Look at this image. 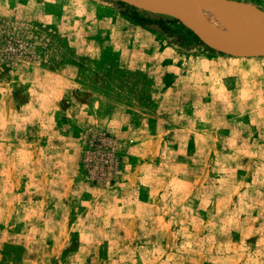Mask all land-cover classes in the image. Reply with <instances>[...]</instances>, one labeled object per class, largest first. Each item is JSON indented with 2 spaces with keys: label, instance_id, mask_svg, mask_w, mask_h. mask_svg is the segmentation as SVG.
<instances>
[{
  "label": "rangeland",
  "instance_id": "374dc122",
  "mask_svg": "<svg viewBox=\"0 0 264 264\" xmlns=\"http://www.w3.org/2000/svg\"><path fill=\"white\" fill-rule=\"evenodd\" d=\"M118 1L0 0V264H264V0Z\"/></svg>",
  "mask_w": 264,
  "mask_h": 264
},
{
  "label": "bare ground",
  "instance_id": "6f19581e",
  "mask_svg": "<svg viewBox=\"0 0 264 264\" xmlns=\"http://www.w3.org/2000/svg\"><path fill=\"white\" fill-rule=\"evenodd\" d=\"M122 1L131 2L132 4L137 5V6H147L151 9L156 10V11H163V12H166L165 13L166 15H171V14L176 13V14H179L183 17H186L187 16L186 9L183 8L182 4L187 3V1H191V0H122ZM176 3L180 4V6L175 5ZM189 4H191V3H189ZM165 5H168L169 8H166ZM218 10H219V13L215 9H212V11L207 12V15H209V16L217 15V16H223L225 18L226 17L230 18V21L232 19L234 22L238 23L239 26H241V28L245 29L248 33L250 31V29L248 30V25H250L251 22L256 23L257 37H259V38L264 37V24H261V22H259L258 19L254 17L256 14L253 16L251 11H249L248 9H245L239 5H236V4H225L222 6H218ZM187 11L189 12V10H187ZM233 21H232V24H233ZM205 32L209 36H211V38L215 42H218L219 44L224 45L226 47L232 48L231 46L227 45L226 43L224 44L220 41H216L213 38V34L207 32V31H205Z\"/></svg>",
  "mask_w": 264,
  "mask_h": 264
},
{
  "label": "trees",
  "instance_id": "16d2710c",
  "mask_svg": "<svg viewBox=\"0 0 264 264\" xmlns=\"http://www.w3.org/2000/svg\"><path fill=\"white\" fill-rule=\"evenodd\" d=\"M118 7H120L123 12L121 15L140 27H147V26H156L159 28L163 33L169 32V26L180 23L179 19L174 20H163V19H152L145 15L139 13L136 7L132 5H128L125 2L118 1ZM218 54H222V51H217Z\"/></svg>",
  "mask_w": 264,
  "mask_h": 264
},
{
  "label": "water",
  "instance_id": "95a60500",
  "mask_svg": "<svg viewBox=\"0 0 264 264\" xmlns=\"http://www.w3.org/2000/svg\"><path fill=\"white\" fill-rule=\"evenodd\" d=\"M187 25L196 33L198 34L201 38L207 39L210 43H212L215 46V49L218 51H222V53L227 52L232 55H241V56H249L253 55V52H246V51H239V50H234L230 49L224 45L219 44L218 42H215L208 34H206L200 27L194 23H187Z\"/></svg>",
  "mask_w": 264,
  "mask_h": 264
}]
</instances>
